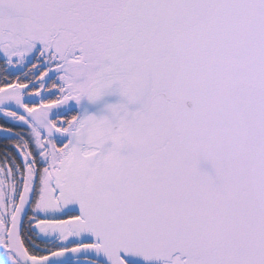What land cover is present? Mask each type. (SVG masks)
I'll return each mask as SVG.
<instances>
[{"label":"snow or ice","instance_id":"snow-or-ice-1","mask_svg":"<svg viewBox=\"0 0 264 264\" xmlns=\"http://www.w3.org/2000/svg\"><path fill=\"white\" fill-rule=\"evenodd\" d=\"M0 141V264H264V0H0Z\"/></svg>","mask_w":264,"mask_h":264},{"label":"water","instance_id":"water-1","mask_svg":"<svg viewBox=\"0 0 264 264\" xmlns=\"http://www.w3.org/2000/svg\"><path fill=\"white\" fill-rule=\"evenodd\" d=\"M205 167H207V166L205 165ZM139 264H157V262H155V261H153V262H145L143 260H139Z\"/></svg>","mask_w":264,"mask_h":264},{"label":"flooded vegetation","instance_id":"flooded-vegetation-1","mask_svg":"<svg viewBox=\"0 0 264 264\" xmlns=\"http://www.w3.org/2000/svg\"><path fill=\"white\" fill-rule=\"evenodd\" d=\"M2 144H3V142H2V141H0V147H2Z\"/></svg>","mask_w":264,"mask_h":264}]
</instances>
